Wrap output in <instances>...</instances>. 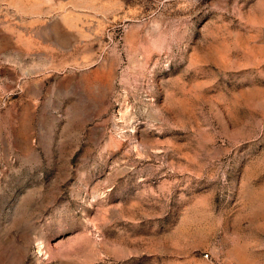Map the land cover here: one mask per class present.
I'll return each instance as SVG.
<instances>
[{"label":"rangeland","instance_id":"rangeland-1","mask_svg":"<svg viewBox=\"0 0 264 264\" xmlns=\"http://www.w3.org/2000/svg\"><path fill=\"white\" fill-rule=\"evenodd\" d=\"M0 264H264V0H0Z\"/></svg>","mask_w":264,"mask_h":264}]
</instances>
